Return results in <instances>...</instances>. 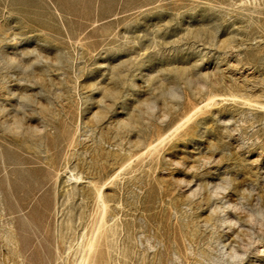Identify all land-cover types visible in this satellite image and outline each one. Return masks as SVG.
<instances>
[{
  "label": "rangeland",
  "instance_id": "rangeland-1",
  "mask_svg": "<svg viewBox=\"0 0 264 264\" xmlns=\"http://www.w3.org/2000/svg\"><path fill=\"white\" fill-rule=\"evenodd\" d=\"M0 150V264H264V0H0Z\"/></svg>",
  "mask_w": 264,
  "mask_h": 264
},
{
  "label": "bare ground",
  "instance_id": "bare-ground-1",
  "mask_svg": "<svg viewBox=\"0 0 264 264\" xmlns=\"http://www.w3.org/2000/svg\"><path fill=\"white\" fill-rule=\"evenodd\" d=\"M208 101V104L211 106V107H214L216 105V97L215 96H211L207 99ZM70 137H71V134H66L65 136H63L62 138V148H65L66 147V144L68 145L70 143ZM128 144L130 145V142H128ZM0 161L4 167V169L6 168L5 166V160H4V156L3 154H1V150H0ZM59 162V160H58ZM105 175H103V178L101 179V182L97 188V196H96V199L97 201H99L103 208L105 209L106 208V205H105V202H104V196H103V191L107 189V186L112 183V181L114 180L115 176H109V177H106L105 179ZM70 179L72 181H74L75 183H78V182H81V178L80 177H77V176H74V175H71L70 176ZM90 185H95V183H93L92 181H90L89 183ZM230 258L234 259V258H238L239 257V254L235 251V250H231L230 251Z\"/></svg>",
  "mask_w": 264,
  "mask_h": 264
}]
</instances>
